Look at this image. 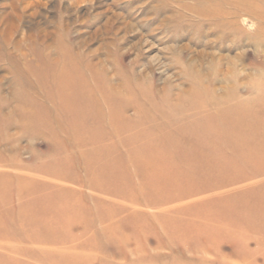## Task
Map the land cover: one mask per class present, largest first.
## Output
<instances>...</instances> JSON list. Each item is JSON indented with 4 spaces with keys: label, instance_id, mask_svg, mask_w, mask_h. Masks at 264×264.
Instances as JSON below:
<instances>
[{
    "label": "rangeland",
    "instance_id": "1",
    "mask_svg": "<svg viewBox=\"0 0 264 264\" xmlns=\"http://www.w3.org/2000/svg\"><path fill=\"white\" fill-rule=\"evenodd\" d=\"M204 1L0 0V264H264V13Z\"/></svg>",
    "mask_w": 264,
    "mask_h": 264
},
{
    "label": "bare ground",
    "instance_id": "2",
    "mask_svg": "<svg viewBox=\"0 0 264 264\" xmlns=\"http://www.w3.org/2000/svg\"><path fill=\"white\" fill-rule=\"evenodd\" d=\"M204 2L205 3L213 2L212 9L211 10L206 9L204 5L199 7H194L191 9L192 16L195 18L196 22L198 23H201L204 20H208L210 23V24L208 23V25L213 27L212 30L218 29L217 25L219 24L225 25L232 21L233 22L238 21L240 18H243L245 20L246 15H249V13H257V14L264 13V8L260 7L257 4V2H255L254 0H205ZM229 6L230 7L232 6L234 10L221 11L222 9H226ZM212 13L213 14L219 13L218 17L216 15V17L219 18L218 21L215 18L214 19L211 18ZM215 26L216 28H214ZM69 63L71 62L69 61ZM70 65H72V63ZM69 70L70 69L60 73L56 77V79L59 78L60 88L56 90L57 100L56 99L54 100H56V102L58 103L60 112H62L63 115L66 114L64 115V117L66 118V122L68 124L72 126L75 125L82 126L84 125V121H85V112L82 111L85 109L89 111L90 109H92V107H97L98 106L97 97L91 87H89L88 85H84L80 82V79L83 80L84 78L83 72L79 73L73 70L69 72ZM64 89H66L67 92ZM103 94L110 102H112V105L115 107L124 104V102L119 96L111 94L109 91L105 89H103ZM139 110L141 111L142 108H140ZM135 124H136L135 122L128 121L122 124V128L131 130L134 128ZM116 125L118 126L121 125V122L117 121ZM146 154H147L146 157L155 156V155L158 156L159 154L161 155L160 150H154L153 152L149 151ZM164 160L167 163L172 161L171 157H164ZM160 170L163 171L164 167L161 166ZM147 176H146L147 180H149L148 178H153V174L148 173ZM155 177H157V175H155ZM201 188L192 189L193 191L188 190L186 191L185 195L184 194L182 195L187 197L196 192H201L202 190L204 191L211 187H203V189ZM170 199L174 200V198H170Z\"/></svg>",
    "mask_w": 264,
    "mask_h": 264
}]
</instances>
